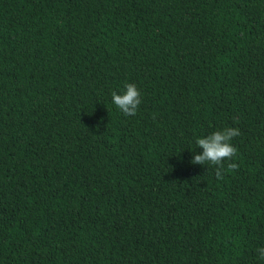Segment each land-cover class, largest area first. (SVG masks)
Segmentation results:
<instances>
[{
  "label": "trees",
  "instance_id": "16d2710c",
  "mask_svg": "<svg viewBox=\"0 0 264 264\" xmlns=\"http://www.w3.org/2000/svg\"><path fill=\"white\" fill-rule=\"evenodd\" d=\"M226 128L218 179L190 161ZM262 247L264 0H0V264H264Z\"/></svg>",
  "mask_w": 264,
  "mask_h": 264
},
{
  "label": "clouds",
  "instance_id": "9594fccd",
  "mask_svg": "<svg viewBox=\"0 0 264 264\" xmlns=\"http://www.w3.org/2000/svg\"><path fill=\"white\" fill-rule=\"evenodd\" d=\"M140 91L133 83L125 85V91L122 94L112 92V102L120 109L124 115H135L141 103ZM240 135L239 129L226 128L221 131H215L206 137H200L196 140V145L203 149L202 153L195 154L190 161L192 164L217 165L216 176L222 178L224 171V161L231 160L237 153V149L230 143L233 137ZM239 166L236 163H229L228 170H235ZM259 258L264 260V247L257 250Z\"/></svg>",
  "mask_w": 264,
  "mask_h": 264
}]
</instances>
